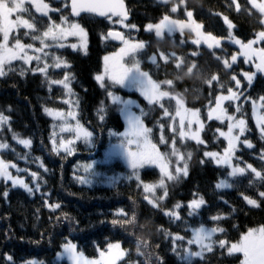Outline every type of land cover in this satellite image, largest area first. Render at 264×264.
<instances>
[{
    "label": "trees",
    "instance_id": "16d2710c",
    "mask_svg": "<svg viewBox=\"0 0 264 264\" xmlns=\"http://www.w3.org/2000/svg\"><path fill=\"white\" fill-rule=\"evenodd\" d=\"M124 1L128 13V19L124 23L135 25V29L114 23L118 17H113V22H110L107 18L98 19L86 13L74 19L68 14L69 7L67 11L50 12L51 20L49 16H41L30 8L38 18L39 32L36 34H41L49 23L60 20L61 15H64L69 17L70 22L78 23L87 31L88 45L86 52L67 46L49 48V53L61 57L68 67H50L47 75L39 71L33 72L31 69L37 68L34 62L24 64L17 60L11 65L14 71L0 77V113L10 118L8 124L0 126V142L9 145L0 152V156L5 161H19L34 170L37 169L36 163L39 161L45 168L39 179L40 192H34L33 195L19 187H13L3 179L0 180V264H5V254L13 256L17 264L25 259H43L45 264H67L65 260H55L56 253L66 240L77 244V248L89 257L97 256L98 248L99 251L105 250L108 243L119 241L126 250V256L119 264H142L144 257L138 256L136 251L138 237L149 240L151 246L147 252L155 250L164 257L166 264H184L171 252L170 242L164 241L163 233L158 232V228H167L173 233L189 237L191 229L201 225L209 228L221 227L225 232L216 233L214 239H225L232 243L237 242L249 229L264 226V201L258 197L259 191H264V184L256 181L250 170L244 175L230 177L228 166L216 165L204 156L205 150L220 151L226 146L225 140L217 132L218 129L226 127V121L207 118L206 110L210 102L211 105L214 103L216 96L227 94L228 88L236 91L235 81L231 79L236 75L249 99L226 101L225 107L228 113L234 114L236 104L242 103L243 115H235L245 118L249 131L241 137L233 162L237 163L235 157H239L241 167L251 164L257 171L264 166V161L258 159L264 149V140L260 138V129L253 120L251 109L252 101H259V97L264 96V73H255L253 84L249 87L243 71H252L254 66L251 63H244V59L238 57L231 70L225 69L223 63L237 49L224 40L228 36L225 18L231 21L235 37L247 41L264 30V25L260 23L263 18L258 9L253 8L249 0H184L183 4L180 0H170L168 3L160 0ZM48 2L54 8L63 7V0L59 3H54L53 0ZM237 4L240 5L239 11ZM173 5H177L176 13L171 12ZM188 11L193 13L192 18L200 22L206 32L224 38L219 48L209 49L203 44H193L190 39L192 33L189 31H184L183 35L180 32L165 34L160 39L152 31L145 29L148 23H156L165 15L186 19ZM110 30L122 32L125 38L143 41L145 47L136 54L141 69L148 72L155 81L171 80L172 85H166V88L180 97L187 107L197 109L204 122L201 130L203 144L188 138L181 141L177 132L171 128L170 114L176 109L173 99H164L162 108L160 104H149L132 93L143 106L144 125L151 130L149 135L157 148L170 152L171 143L174 142L185 159L188 152L193 154L189 161L188 176L181 175L178 181L166 179L168 196L163 201L158 200L164 195L162 189L163 195L161 192L155 197L159 207H153L145 199L141 183L134 179L122 178L111 185H82L75 177L76 164L88 161L96 155L101 156L110 142V131H121L124 125L117 105L109 101L107 91L95 80V74L101 72L103 57L115 51L120 44L109 37L102 39V35L107 37ZM24 31L20 29L16 35L25 42L39 44L30 36L25 37ZM194 51L198 53L197 56L192 55ZM161 53L168 57L167 61ZM49 56L52 59L49 61L51 65L54 61ZM152 56L157 58L156 64L150 61L149 57ZM216 56H220L221 60L217 61ZM177 57L183 61L180 68H177ZM194 62L197 69L186 74ZM21 68L26 70L24 76L20 75ZM213 75L217 76L218 82L210 85L206 81ZM66 76L75 97V118L93 134L91 142H78L71 155L53 147L51 138L56 131V121L49 118L43 109H66V90L61 84L53 83L64 80ZM107 84L108 90L110 82ZM101 102L106 110L103 121L98 115ZM261 113L264 114V109H261ZM13 133L17 134L15 139ZM245 138L254 145L253 149H248L242 143ZM16 139H27L30 144L25 147ZM90 151L93 153L88 154ZM173 159V155L170 156L171 162ZM201 160L205 163L201 164ZM115 165L120 166L118 163ZM139 175L142 181L151 184L160 179L158 170L149 167L142 168ZM250 179H253L251 186L248 183ZM220 180L230 181L232 187L217 189L216 184ZM6 191L7 198L4 196ZM195 193L203 196L206 203L192 216H188L187 202L199 198ZM241 193L256 199L259 207L249 205ZM178 201L185 205L180 212L186 224L170 222L164 215V210H172ZM54 204H59L60 208L54 210L51 207ZM62 213L75 219L69 222L63 219ZM218 214H223L224 218L213 221L211 217ZM133 215L136 217L133 225L121 227L111 223L114 219H130ZM29 241L40 243L37 245ZM156 245L160 247L156 248ZM241 258L240 253L228 256L226 249L217 246L212 253H205L204 260L195 259L197 264H239Z\"/></svg>",
    "mask_w": 264,
    "mask_h": 264
},
{
    "label": "snow or ice",
    "instance_id": "6c2138e0",
    "mask_svg": "<svg viewBox=\"0 0 264 264\" xmlns=\"http://www.w3.org/2000/svg\"><path fill=\"white\" fill-rule=\"evenodd\" d=\"M54 2L59 3L60 0H54ZM164 3H168V0H163ZM181 3L184 0H180ZM252 4V7L258 9L261 16H264V0L261 2H257V0H249ZM29 5L35 8L36 13H40L41 16H49V12H62L67 11L69 4L68 0H63L62 8H50V5L47 3H43L42 0H0V36H2V40H0V77H4L7 72L14 71L11 67L13 61H23L24 64H29L30 61H37V64L42 60L51 55L54 63L52 65L47 62L44 63L42 68L37 67L31 69L33 72L39 71L47 75V70L50 67L59 68L61 65L68 67L66 61H64L61 57L56 56L54 53H49L45 51V49L52 47L64 48L67 45V38L69 36L78 37L79 45L71 44L67 45L75 50L77 47H80L81 50L86 52L87 45V34L84 32V29L80 27L78 23L70 22L68 16L61 15L60 23H49L46 29L42 32V34H36L39 32L37 28L38 18L33 15ZM71 15L79 16L81 12L93 13L102 17H106L110 22H113V17H118L114 23L124 24V21L127 19V12L125 11L123 0H71ZM237 11L240 10V5L237 4ZM172 13L177 12V6L173 5L171 8ZM25 15L29 18L26 19ZM15 17V19H13ZM187 21L172 19L169 15L163 16L162 19L159 20L156 24H148L147 30H154L157 37H163L164 33L167 32L168 35H171L174 32H180L183 35L185 29H190L192 32L196 34V39L192 41L193 44L199 45L202 41L207 44L209 49L219 48L221 45L220 39L211 34L207 36L204 35L200 31L201 25L192 19L193 13L191 11L187 12ZM49 20L51 17L49 16ZM225 22L228 23V38L235 45H239L240 54L244 57V63H248L250 60L253 61L254 67L257 72L264 73V48H253L255 44H264V30L255 34L254 39H249L247 42H243L242 40L236 38L232 34L233 25L227 21L225 18ZM260 23L264 25V20H261ZM130 29L135 28V25H125ZM24 29V36L31 37L33 41H39L40 47L34 48L33 44L29 43L27 45L21 43V37L16 35L15 33L18 30ZM11 37V39H10ZM108 37H112L114 39L120 40L123 44V47L120 48L119 52L114 54L115 60L114 63L110 64L109 61L112 59L109 56H105V70L102 74L96 75L95 80L99 83L101 88H105L107 91L108 84L107 82H111L110 86H114L115 84H124L126 79H129L130 82L134 83L137 87L138 91L142 96L148 101L149 104H160L163 108V104L160 103L162 97L170 96L169 92L161 91L160 88L162 85H172L171 80H163V81H154L148 72L143 71L140 67V61L135 60L136 53L145 47L144 42H132L130 39L125 38L120 32L109 31L107 37L102 35V39H107ZM11 40H15V43L9 47ZM48 41H51L49 43ZM183 44V39L181 40ZM28 50H32L37 55H29ZM39 53L43 54V57L39 55ZM215 54V53H213ZM175 56V53L172 54ZM193 56H197V52L192 53ZM161 56L165 61L168 60L167 56H164L161 53ZM125 57H129L133 62L130 66H125L124 63L120 61ZM150 61L153 64L157 63V58L155 56L149 57ZM177 68H180L183 61L177 57ZM216 60H221L220 56H216ZM237 60V55L233 54L231 56V62L234 63ZM258 61V62H256ZM224 68L231 70L232 63H230L227 59L223 61ZM194 69H197L196 63H192L191 67L188 68L186 74H190ZM26 70L24 68L20 69V75L24 76ZM70 75V73L68 74ZM244 78L248 82V86L251 87L253 84V80L255 77V72H244ZM233 81H235L236 91H233L232 88H228V95H219L215 98L216 107H211V102L209 104L210 111L208 112L209 119L215 116L216 119L224 121L225 119L228 122V131L220 132L221 136H224L228 140V147L224 150V154L220 155L217 152H204L205 157H211L212 160L217 165H227L231 171L228 173V176L234 177L238 175H244L249 170L253 175L254 179L261 184H264V166L261 167L260 171H257L251 164H246L245 167L240 166L239 157H235L237 163H233V157L237 150V142L241 140V137L245 132L249 131L245 119H236L235 113H239L243 115L244 105L242 103H237L235 108V113L233 115H227V108L221 107L222 102H237L243 100L247 101L249 97L246 95L245 90L241 88V80L237 79L236 75L231 77ZM208 84H213V82H218L217 76L213 75L210 80L206 81ZM53 83L63 84L64 88L71 92V88L67 82V76L64 80L61 81H53ZM223 87V86H221ZM108 97L114 103H122L124 105L133 104L134 101H121V97L114 94L112 91H108ZM177 112L176 115L180 116L181 122V131L179 133L181 141H183L186 137L194 139L198 144H203L204 141L200 139L199 130L196 133H185L183 130V125L185 120H187V126L189 130L191 129L193 120L197 124H200L197 112L190 111L187 109H183V101L182 99H177ZM139 107V105H137ZM259 109H264V96L259 97V104L257 101H252V114L256 119L257 128L260 129V138L264 140V114L258 113ZM45 111L49 115L60 116L61 119L65 120V122L61 126V131H71L72 127L67 123L66 118L58 112H53L51 109H45ZM105 108L103 106V102H101V107L98 110L99 119L103 121L105 119ZM122 112H126V121L129 125V129L124 133H115L111 132L109 135H115L118 137V147L123 150L128 158L129 167L132 169L131 175L128 177L131 180L133 177L136 180H140L139 168L146 164H159L161 168V172L163 174L162 178L155 184H144L145 192L151 193L155 196V189L160 188L163 189L164 195L158 198L159 201H163L168 196V188L165 183V179L163 177H167L168 181H178L183 176H188L189 169V161L192 158V152L187 153V159H185L179 152V149L175 147L173 144L172 155L176 156L177 162H182L183 167H177L175 170V174L169 173L167 170V164L164 163L165 157L161 156L159 153L152 152H133L131 151V147L135 145L137 149L140 148L141 140L146 145H149L151 149L155 150V145L151 144L147 138V134L151 131L143 126V122L141 120V116L145 115L143 109H140L141 115H134L131 111H127V109H122ZM187 113V115H186ZM167 109H165V115H167ZM74 112H69L68 116H74ZM9 117L0 113V126L8 124ZM203 128V125H200ZM237 131L234 133L233 130ZM74 131L76 132L77 138H83L85 142H88L90 138L93 136L91 132L84 130L79 123L75 126ZM219 131V129L217 130ZM17 137L16 133H13V138ZM162 142H163V138ZM20 144H23L25 147H28L30 141L27 139L19 140ZM242 143L248 148L253 149L254 145L247 140L243 139ZM63 147L64 145L61 144ZM9 145L7 143H0V149H7ZM68 151V154H72L71 149H65ZM19 155V154H17ZM259 160L264 161V149H262L259 157ZM201 164L205 163L204 160L200 161ZM9 167L16 168L17 172L22 171L17 168L15 164L6 163L4 160L0 159V177H2L5 181H11L12 186H20L25 189L30 195L33 192V189L29 187L27 183L24 182L23 179H20L16 176H13L9 171ZM85 173H89V170L92 168V164H84L82 165ZM26 171V169L24 170ZM33 181L36 179V174H32ZM76 180L78 183L82 185H90L91 180L87 175L77 176ZM249 185H253V179L248 181ZM232 187L231 184H228L225 180H220L216 184V188H225ZM37 190H39V185L36 186ZM7 191L4 193L5 198H7ZM194 195L199 196L198 193ZM243 195L244 200L247 201L249 205L259 207L256 199H252L247 195ZM258 197L261 201H264V191H259ZM145 199L148 200L153 207H159V204L154 200L145 196ZM206 203L203 196H199V198H194L188 201L186 207L188 209V216H192L197 212L198 209L201 208L202 205ZM227 204L228 202L225 201ZM54 210L59 209V204H54L51 206ZM185 207L181 202H176L173 206L172 210H164V215L167 216L170 222H184L183 217L181 216L180 210ZM235 211V209H233ZM63 219L68 220L69 222L73 221L75 218L69 216L67 213L61 214ZM223 214H218L216 216H212L211 219L213 221H218L223 219ZM39 219V217H37ZM60 218H57L59 222ZM136 222V217L133 215L130 219L125 218L123 220H112L111 223L113 226L119 224L121 227L125 225H133ZM35 227V225H34ZM158 232L163 233V239L166 242H170L171 252H173L177 257H179L184 264H197L195 258H199L201 261L204 260L205 253H212L214 248L217 246L220 249H226L228 256H232L236 253H241L243 255V259L240 260V264H264V226L259 228L249 229L246 234L240 236L239 240L236 243H229L225 239H214L216 233H224L225 229L221 227H211L206 228L204 225H201L198 228L191 229V236L186 237L184 235H180L179 233H173L167 228L160 227L157 229ZM185 231H188L185 228ZM33 244H39L40 241H29ZM51 242V241H49ZM137 247L136 251L138 256H143L144 260L142 264H166V261L163 256L159 255L155 250L152 252H147V249L151 246L149 240L138 237L137 238ZM195 246V248L193 247ZM160 245H156V248H159ZM61 248L64 253L67 254L71 264H117V261L126 256V250L121 249V244L117 243H108L107 251H99L100 259L89 260L83 256L82 252L77 250V244L73 243L71 240H66V242L61 244ZM59 256L60 253H57ZM5 264H17L16 260L11 255L5 254ZM21 264H45L43 259H25L21 262Z\"/></svg>",
    "mask_w": 264,
    "mask_h": 264
},
{
    "label": "rangeland",
    "instance_id": "374dc122",
    "mask_svg": "<svg viewBox=\"0 0 264 264\" xmlns=\"http://www.w3.org/2000/svg\"><path fill=\"white\" fill-rule=\"evenodd\" d=\"M160 1H162L163 2V0H160ZM168 1H170V0H168ZM42 2L43 3H47V4H49V2H48V0H42ZM257 2L259 3V2H261V0H257ZM183 4V3H182ZM50 5V4H49ZM177 6V5H176ZM29 7L31 8V9H33L34 11H35V8H33V7H31V5H29ZM173 7V6H172ZM50 8H54V7H52L51 5H50ZM50 13V12H49ZM39 15H41L40 13H38ZM25 18L26 19H28L29 17L27 16V15H25ZM172 18V17H171ZM262 18H263V20H264V16H262ZM13 19H15V17H13ZM172 19H176V18H172ZM187 19L188 18H186V19H178V20H185V21H187ZM193 19V18H192ZM193 20H195V19H193ZM196 21V20H195ZM227 21L228 22H230L231 23V21H229L228 19H227ZM54 23H57V24H59L60 23V20H58V21H53ZM159 22V21H158ZM158 22H156V23H158ZM197 23H199L200 25H201V29H200V31L202 32V33H204V35L205 36H207L208 34H211V33H209V32H206L202 27V24L200 23V22H198V21H196ZM156 23H148V24H156ZM147 24V25H148ZM227 24V27H228V23H226ZM232 24V23H231ZM120 25H122V26H124L125 27V25H132V24H127V23H124V24H120ZM146 25V26H147ZM145 26V29L147 30V27ZM81 27V26H80ZM82 28V27H81ZM126 28H128V27H126ZM45 29H46V27H45ZM45 29H43V31L45 30ZM84 29V28H83ZM130 29V28H129ZM133 29H135V28H133ZM43 31H41V34H42V32ZM147 31H149V30H147ZM154 34H155V31L154 30H151ZM184 31H189V32H191L192 33V37L190 38L192 41L193 40H195L196 39V34L194 33V32H192L190 29H185ZM84 32L85 33H87V31L84 29ZM178 32V31H177ZM175 33V32H174ZM174 33H172V34H174ZM15 34H17V33H15ZM165 34H167V32H165L164 33V35ZM232 34H233V28H232ZM163 35V36H164ZM212 35V34H211ZM87 36H88V34H87ZM155 36H156V34H155ZM212 36H215V35H212ZM233 36H235L234 34H233ZM157 37V36H156ZM215 37H217V36H215ZM2 38V37H1ZM126 38H128V37H126ZM157 38H160L161 39V37H157ZM218 38V37H217ZM236 38H238V37H236ZM255 38V36L252 38V39H254ZM10 39H11V37H10ZM128 39H130V38H128ZM218 39H220V41L222 42L223 41V39H221V38H218ZM239 39V38H238ZM2 40V39H1ZM224 40H226V41H229L230 43H232L231 42V40L228 38V36H226V38L224 39ZM130 41H132V42H143V41H139V40H137V39H130ZM39 42V41H38ZM49 43H51V41H48ZM121 42V41H120ZM243 42H247V41H243ZM15 43V40H11V43L9 44V47H11L13 44ZM21 43H23V44H25V45H27V44H29V43H31V44H33V47L34 48H38V47H40V44H35V43H33V42H29V41H27V42H25V41H23L22 39H21ZM79 43H80V41H79V38L78 37H73V36H69L68 38H67V45H71V44H77V45H79ZM200 44H203V45H205V46H207V44H205L203 41L200 43ZM233 44V43H232ZM66 45V46H67ZM87 45H88V42H87ZM87 45H86V49H87ZM234 45V47H236L237 49L236 50H234L233 52H232V55L233 54H236L237 55V59H238V57H242L243 59H244V57H243V55H241L240 54V47H239V45H235V44H233ZM221 46V45H220ZM67 47H69V46H67ZM121 47H123V44H122V42L118 45V47L116 48V50L115 51H113V52H109L108 54H106L105 56H109V57H111L112 59H110V61H109V63L110 64H112V63H114V60H115V57H114V54H116V53H118L119 52V50H120V48ZM208 47V46H207ZM71 48V47H70ZM253 48H264V44H255V45H253ZM77 49H79V50H81L80 49V47H77L76 48V50ZM141 50V49H140ZM139 50V51H140ZM45 51H47V52H49V48L48 49H45ZM81 51H83V50H81ZM84 52V51H83ZM28 54L29 55H37V53H35L34 51H32V50H28ZM137 54V53H136ZM39 55H41L42 57H43V54L42 53H39ZM231 55V56H232ZM104 56V57H105ZM231 56L230 57H228L229 58V62L230 63H232L231 62ZM103 57V58H104ZM135 60H137V56L135 55V58H134ZM50 60H52L51 58H50V56H48L47 58H46V61H45V59L44 58H42V60L39 62V64H37V61H35V60H33V61H30L29 63H31V62H34L35 63V65H36V67H40V68H42L43 66H44V63L45 62H47L48 64H50L49 63V61ZM225 60V59H224ZM237 61V60H236ZM235 61V62H236ZM121 63H124L125 64V66H130L131 65V63L133 62V60L132 59H129V57H125L123 60H121L120 61ZM234 62V63H235ZM256 62H258V61H256ZM234 63H232V64H234ZM248 63H251L253 66H254V63H253V61H249ZM102 64V68H101V72L100 73H98V74H95V75H100V74H102L103 72H104V70H105V62H104V59H103V62L101 63ZM52 65V64H51ZM244 72H255V73H257V71H256V69H255V67H254V69L252 70V71H243V73ZM65 79V78H64ZM155 81V80H154ZM157 82H159V81H157ZM111 83V82H110ZM69 84V83H68ZM59 85V84H58ZM62 85V87H64L63 86V84H61ZM70 86V85H69ZM66 90V89H65ZM160 90L161 91H166V92H169L170 93V96H168V97H162L161 98V101H160V103L161 104H163V101H164V99H173L174 100V102H175V104H176V109H175V111L173 112V113H171L170 114V119H171V128L173 129V130H175V132H177L176 134H178L179 135V133H180V131H181V122H180V116H177L176 115V112H177V99H181L180 97H177L174 93H171L167 88H166V85H162L161 86V88H160ZM108 91H112L114 94H116V95H118V96H120L121 97V101H134V103L133 104H129V105H124V104H122V103H115L116 105H117V107H118V109H119V113H120V115H121V117H122V119H123V122H124V125H123V129L121 130V131H118V132H116V131H114L115 133H117V134H119V133H124V132H126L128 129H129V125H128V123H127V121H126V118H125V116H126V112H122V109H127V111H131L134 115H138V116H140L141 115V113H140V109H143V106H142V104H141V102L139 101V99L136 97V96H133L132 95V93H135V94H137L139 97H141V98H143L144 100H146L145 98H144V96H142L141 95V93L138 91V89H137V87L135 86V84L134 83H132V82H130V80L129 79H126L125 80V82H124V84H115L114 86H110L109 87V89L107 90V96H108ZM220 95H228V93L227 94H220ZM108 99H109V101L111 102V103H114L109 97H108ZM147 101V100H146ZM183 101V100H182ZM255 101H257V100H255ZM148 102V101H147ZM225 102L226 101H224V102H222V104H221V107H223V108H226L225 107ZM65 103L67 104V107H66V109H54V108H43L44 110L45 109H51L53 112H58V113H61L65 118H66V121H67V123L72 127V129L73 130H71V131H68V130H65V131H61V126H62V124L65 122V120H63V119H61V117L60 116H53V115H49L46 111H45V113L49 116V118L51 117V119H53L54 121H56V124H55V129H56V131H55V133L53 134V136H52V138H51V143H52V145H53V147L55 148V150H60V151H64V152H68V151H66L65 149L67 148V149H71L72 151H75V146H76V144L78 143V142H85V140L81 137V138H77V136H76V132L74 131V129H75V126L77 125V123H79V125L84 129V130H86V131H88L86 128H84V126L78 121V119L77 118H75L76 117V114L74 115V116H68V113L69 112H76L75 111V97H73V92H72V90H71V92H68L67 90H66V98H65ZM257 104H259V101H257ZM137 105H139V107H137ZM211 107L212 108H215L216 107V103H215V101H214V103L211 105ZM183 109H187V110H190V111H195V112H197L198 110L197 109H194V108H189V107H187L185 104H184V102H183ZM252 109V108H251ZM144 110V109H143ZM207 118H209L208 117V112L210 111V108L208 107L207 108ZM258 113H260V114H262L261 113V109H259L258 108ZM186 115H187V113H186ZM197 115H198V118H199V121H200V124H197L196 122H195V120H193V123H192V126H191V129L189 130V128H188V126H187V120H185V122H184V125H183V130H184V132L185 133H196L198 130H199V135H200V139H201V130H202V128L200 127V125L202 124L203 126H204V122H203V119H202V117H201V115L199 114V112H197ZM227 115H233V114H231V113H228L227 112ZM252 117H253V114H252ZM235 118L236 119H241V118H243V119H245L244 117H241V116H238L237 117V115H235ZM211 119H216L215 118V116H213V118H211ZM141 120H142V122H143V126L145 127V128H147L146 127V125H144V121H143V116H141ZM253 120H254V122H255V124H256V119L253 117ZM216 121H221V120H218V119H216ZM224 121H226V127L225 128H222V129H219V131H217L218 132V136H220L221 138H223L225 141L224 142H226V146H225V148H223L222 150H220V151H218V150H205V152L206 151H209V152H217V153H219L220 155H223L224 154V150L228 147V140L224 137V136H221L220 135V132L221 131H223V132H227L228 131V122H227V120L225 119ZM246 121V120H245ZM256 126H257V124H256ZM148 129V128H147ZM237 130L236 129H234L233 130V132L235 133ZM89 132V131H88ZM93 137V136H92ZM90 138V140L88 141V143L89 142H91L92 140H93V138ZM110 137V142H109V144H108V146L103 150V153H102V155L100 156V155H96L95 157H93V158H91L90 160H88V161H85V162H81V163H77L76 164V166H75V172H76V174H75V177H77V176H84V175H87L88 176V178L91 180V184H93V183H103V184H105V185H111V184H113V183H115V181H118V180H120V179H122V178H127L128 179V177L131 175V173H132V169L129 167V163H128V158H127V156H126V154L123 152V150L122 149H120L119 147H118V143H119V141H118V137L117 136H115V135H110L109 136ZM179 137H180V135H179ZM147 138H148V140L150 141V143L151 144H153V145H155V143L153 142V140L151 139V137H150V135H149V133L147 134ZM186 138H188V139H191L190 138V136L189 137H186ZM17 141H19V140H22V139H16ZM192 140H194V139H192ZM164 141V140H163ZM194 141H196V140H194ZM161 142H162V140H161ZM241 142V140L240 141H238L237 142V148H238V144ZM0 143H6V142H0ZM61 144H63L64 146L62 147L61 146ZM165 144V143H164ZM173 144H175L174 142H172L171 143V149L173 148ZM175 147L177 148V146L175 145ZM2 150H4V149H0V152L2 151ZM131 151H133V152H152V153H159L161 156H163V157H165V160H164V163H166L167 164V170H168V172L169 173H172V174H175V170H176V168L177 167H180V168H182L183 167V163L182 162H177V159H176V156H174L173 155V157H174V159H173V161L171 162V160H170V156H172V151H170V152H167V150H165V151H162V149H158L157 148V145H155V150H153V149H151V147L149 146V145H146L144 142H143V140H141V144H140V148L139 149H137L136 147H135V145H133L132 147H131V149H130ZM180 152V154L184 157V155L181 153V151H179ZM88 154H92L93 153V151H90V152H87ZM235 155V154H234ZM185 158V157H184ZM207 158H209V159H211L212 160V158L211 157H207ZM234 158V157H233ZM0 159H2V160H4L1 156H0ZM19 160H22V161H24L25 159L24 158H19ZM5 161V160H4ZM213 161V160H212ZM6 163H9V164H15L16 166H17V168H19V169H21L22 171H20V172H17V169L16 168H12V167H9V169H8V171L13 175V176H16V177H18V178H20V179H23L24 180V182L25 183H27L28 185H29V187L30 188H32L33 189V192H32V195L34 194V192H40V183H39V179L41 178V171L42 170H44L45 168H44V166L42 165V163H40L39 161L36 163V166H37V169L36 170H34V169H31V168H29L28 166H25V165H23V164H21L19 161H8V160H6L5 161ZM88 163H91L92 164V168L89 170V173H85L84 172V170H83V167H82V165H84V164H88ZM116 163H118L120 166H117V165H115ZM212 163H214V164H216L214 161L212 162ZM234 163V162H233ZM217 165V164H216ZM227 166V165H226ZM145 167H149V168H154V169H156V170H158V172L160 173V179L162 178V176H163V174H162V172H161V168H160V165L159 164H146V165H143V166H141L140 168H139V172H140V170L142 169V168H145ZM26 169V171H24ZM230 169V168H229ZM230 171H231V169H230ZM33 173H35L36 174V179H35V181H33V177H32V174ZM182 175V174H181ZM164 179H165V181H166V179H167V177L165 176V177H163ZM1 179H3L2 177H0V180ZM132 179H134V180H136V178L135 177H133ZM159 179V180H160ZM4 180V179H3ZM158 180V181H159ZM5 181V180H4ZM136 181H138V180H136ZM157 181V182H158ZM225 181H227V183L228 184H230V181H228V180H225ZM6 182H8V183H10L11 185H12V183H11V181H6ZM139 183H141V185H142V188H143V190H144V192H145V189H144V184H151V183H148V182H145V181H142V179L140 178V180L138 181ZM156 182V183H157ZM156 183H153V185H155ZM37 184L39 185V190H37V188H36V186H37ZM15 187H19V188H21V189H23L22 187H20V186H15ZM23 190H25V189H23ZM26 191V190H25ZM162 192V189H160V188H156L155 189V196H153L151 193H148V192H145V196H148V198L149 199H151V200H154L155 202H156V200H155V197H157L160 193ZM162 195H163V192H162ZM188 203V202H187ZM206 228H209V227H206ZM246 234V233H245ZM119 242V241H118ZM74 243V242H73ZM111 243H117V242H111ZM232 243H236V242H232ZM121 244V243H120ZM231 243H229V245H230ZM195 248V247H194ZM121 249L122 250H124V248L122 247V245H121ZM77 250L79 251V252H82L81 250H79L78 248H77ZM100 251H107V248L105 249V250H100ZM57 253H60V255L58 256L57 255ZM56 253V257H55V260H56V262L58 261H61V260H65V261H67V264H71V261L69 260V258H68V256H67V254L66 253H64V251H63V249L62 248H60V250L58 251ZM83 253V252H82ZM241 254V253H240ZM83 256L86 258V259H89V260H95V259H100V256H99V251H98V254H97V256H93V257H89V256H87L85 253H83ZM241 256H242V258H241V260L243 259V255L241 254ZM122 259V258H121ZM121 259L120 260H118L117 261V264H119V261H121ZM240 264V263H239Z\"/></svg>",
    "mask_w": 264,
    "mask_h": 264
},
{
    "label": "water",
    "instance_id": "95a60500",
    "mask_svg": "<svg viewBox=\"0 0 264 264\" xmlns=\"http://www.w3.org/2000/svg\"><path fill=\"white\" fill-rule=\"evenodd\" d=\"M61 1V0H60ZM68 4H69V13L68 14H70V16L72 17V18H74V19H78V18H80V16L81 15H83V14H86V12H81L80 13V15L77 17V16H72L71 15V7H70V5H71V0H68ZM123 4H124V8H125V11L127 12V6H126V3H125V1L123 0ZM88 15H93V16H95V17H97L98 19H104V18H106V17H102V16H99V15H97V14H93V13H87ZM127 19H128V13H127ZM126 19V20H127ZM113 31V30H112ZM109 32V31H108ZM113 32H118V31H113ZM121 33V32H120ZM122 34V33H121ZM113 42H119L120 40H117V39H114V38H112V37H109Z\"/></svg>",
    "mask_w": 264,
    "mask_h": 264
}]
</instances>
